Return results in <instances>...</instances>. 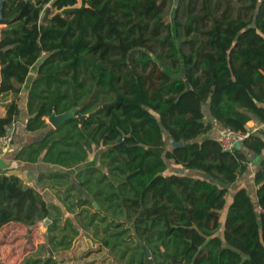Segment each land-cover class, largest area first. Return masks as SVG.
<instances>
[{
    "label": "trees",
    "instance_id": "16d2710c",
    "mask_svg": "<svg viewBox=\"0 0 264 264\" xmlns=\"http://www.w3.org/2000/svg\"><path fill=\"white\" fill-rule=\"evenodd\" d=\"M166 4L5 0L0 94L12 100L0 139L29 81L25 130L47 131L16 159L72 169L105 148L102 163L116 179L104 173L98 194L133 220L150 263L158 256L160 264H264V158L257 201L240 188L226 208L248 152L264 151V129L232 151L210 136L216 123L241 132L254 118L264 124V0H179L173 18ZM53 112L72 117L50 128ZM166 135L183 144L170 150ZM166 159L207 177L167 175ZM50 216L40 191L0 172V232Z\"/></svg>",
    "mask_w": 264,
    "mask_h": 264
},
{
    "label": "rangeland",
    "instance_id": "374dc122",
    "mask_svg": "<svg viewBox=\"0 0 264 264\" xmlns=\"http://www.w3.org/2000/svg\"><path fill=\"white\" fill-rule=\"evenodd\" d=\"M178 1L167 0L164 12L168 17L173 18ZM2 27L0 25V30ZM47 121L50 128H54L48 118ZM15 127L16 138L22 137L20 122H16ZM46 131H39L35 136L44 135ZM165 138L169 148L170 137L166 135ZM104 150L105 148L96 149L86 163L63 170L62 178L52 180L40 176L35 180L28 179V182L44 193L49 202L66 206L70 219L59 221L53 231L48 229L51 222L45 226V220L32 227L19 223L7 225L0 233V264H160L158 256L151 263L148 261L144 248L139 245L146 243L135 232L133 220L121 213L118 201L109 202L98 194L101 190L98 187L104 184L101 181L104 173L110 179H116L102 163L101 153ZM166 163L167 175L187 174L199 177V171L185 169L169 159H166ZM52 168L60 170L58 167ZM201 174L203 175L200 177L205 175ZM72 185L74 188L81 187L78 190L82 192L77 189L72 191L74 195L69 200ZM232 194L231 192L226 198V208L231 202ZM225 212V209L221 212L222 223ZM222 229L223 227L219 230L220 235ZM146 247L148 248L147 245Z\"/></svg>",
    "mask_w": 264,
    "mask_h": 264
},
{
    "label": "crops",
    "instance_id": "0c3cea01",
    "mask_svg": "<svg viewBox=\"0 0 264 264\" xmlns=\"http://www.w3.org/2000/svg\"><path fill=\"white\" fill-rule=\"evenodd\" d=\"M28 86H29V81L24 84V86L22 88V92H21L20 97L18 99L20 114L18 115L17 120L13 124L14 144H13L12 149L8 153L0 155V172H3V173L5 172L8 174H16L19 177H21L25 183L33 186L32 183L28 182V179L35 180L41 176L43 178H49V179L54 180V178H58V177L62 178L64 176L63 170H68V169L62 168V167L57 166V165L44 163L41 161L37 162V163H28V162H24V161L16 159V154H17L18 150H20L23 146H26V145H28V144H30V143H32V142L43 137V135H40L38 137L35 136V133H37L39 131L28 132L25 130L26 120L28 118V114L26 112V97H27ZM11 100H12L11 93L0 94V117H3L6 114L7 108L9 106ZM206 111H207V114L209 116L208 118H210L209 107L207 108ZM16 122H20V124L22 126V130H23L22 137H20V138H16V136H15ZM247 126L248 127L249 126H256L259 129L260 128L264 129V124L260 123L256 118H254L250 122H248ZM221 127H222L221 124L216 123L213 127L212 132H211L213 135H211V133H210V136L216 138V136L219 134V129ZM248 157H249L250 163H249V167H248L247 172L235 184L229 186V193L227 194V196L231 192L233 193L232 197H231V201L233 200V197H234L236 191L240 188H246L249 191L253 201H255V202L257 201V195H256L257 187H256V183H255V173L259 169L261 161L264 158V151L261 155H257L253 152H248ZM34 166L35 167L38 166V167L34 168ZM52 167H58V169H60V170H56V169L52 170L53 169ZM51 171H55V172H51ZM56 172L60 173L61 176L52 175L53 173H56ZM197 173H199V176L203 175V174H201L202 172H197ZM202 177H206V175H204ZM36 189L41 192L44 199L46 200V202L50 206L51 223H52V220H54V219H59V221H61V222L64 221L65 219H70L69 210L67 209L66 206L63 207V206H60L56 202H49L47 200V198L45 197L44 193L39 188H36ZM76 189L78 190V189H82V188L81 187L80 188H72L71 187V192L76 190ZM71 192L69 195V200H71L73 198V195H74V193L73 192L71 193ZM227 196H226V198H227ZM66 202L68 203V201H66ZM53 206H57L60 209V211L58 213H56L53 209ZM227 206H229V205H227ZM10 224H12V223H10ZM6 226H4V228ZM2 230H1V232H2Z\"/></svg>",
    "mask_w": 264,
    "mask_h": 264
},
{
    "label": "built area",
    "instance_id": "2783aa9c",
    "mask_svg": "<svg viewBox=\"0 0 264 264\" xmlns=\"http://www.w3.org/2000/svg\"><path fill=\"white\" fill-rule=\"evenodd\" d=\"M259 128L256 126H249L245 132L236 131L230 127L222 126L219 129V134L216 136V141L226 151H232L239 144H242L252 133L256 132ZM14 144V131L13 126L8 128L7 132L0 139V155L8 153Z\"/></svg>",
    "mask_w": 264,
    "mask_h": 264
},
{
    "label": "water",
    "instance_id": "95a60500",
    "mask_svg": "<svg viewBox=\"0 0 264 264\" xmlns=\"http://www.w3.org/2000/svg\"><path fill=\"white\" fill-rule=\"evenodd\" d=\"M4 6H5V0H0V25L1 26H6L8 24V20L5 18L4 16ZM49 12V9H48ZM70 117H72V112L69 113H63V114H57L56 112H53L52 115L48 118L49 122L53 125L54 128H58L63 122H65L67 119H69ZM81 118H84V116H82ZM169 149L172 150L180 145L183 144V142H176L173 138H169ZM238 148L241 147V144H239L237 146ZM51 220L50 219H46L45 220V226L48 225V223H50ZM143 248L145 249V251L151 255V252L149 250V248L146 247V245H143Z\"/></svg>",
    "mask_w": 264,
    "mask_h": 264
}]
</instances>
